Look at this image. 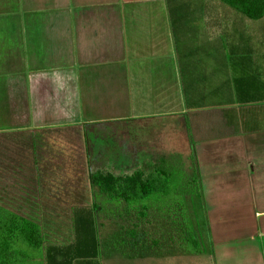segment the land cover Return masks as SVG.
Returning <instances> with one entry per match:
<instances>
[{
    "label": "crops",
    "instance_id": "crops-1",
    "mask_svg": "<svg viewBox=\"0 0 264 264\" xmlns=\"http://www.w3.org/2000/svg\"><path fill=\"white\" fill-rule=\"evenodd\" d=\"M173 7L168 0H0L3 179L46 180L44 149L65 150L57 194L39 192L35 183L0 191L5 207L32 218L42 229L39 257L22 264H103L100 238L96 254L91 239L75 235L76 214L83 205L72 199L70 183L78 180L69 167L79 163V149L83 153L91 134L96 132L93 140H100L99 133L116 132L122 125L131 141L125 155L131 164L147 160L143 145L153 139H138L133 131L158 130L162 146L191 155L213 243L212 224L225 225L215 212H243L245 228L251 227L248 249L258 245L252 257L264 264V130L255 129L251 116L252 124L239 132L237 121L248 123L243 121L251 115L248 111L234 120L214 109L221 104L206 105L227 93L223 83L212 86V30L208 41L188 40L192 34ZM245 51L251 53L245 48L241 53ZM236 81L239 105L264 102L260 81L253 79L247 86L242 78ZM138 145L140 153L135 152ZM210 198H222L221 204ZM57 211L62 220L49 222ZM232 240L225 243L234 249ZM85 242L92 254L81 258Z\"/></svg>",
    "mask_w": 264,
    "mask_h": 264
},
{
    "label": "rangeland",
    "instance_id": "rangeland-1",
    "mask_svg": "<svg viewBox=\"0 0 264 264\" xmlns=\"http://www.w3.org/2000/svg\"><path fill=\"white\" fill-rule=\"evenodd\" d=\"M168 4L170 10L173 4L175 14L180 16L181 24L191 32L192 35L188 40L196 39L204 42L203 39H205L208 41V30H212L213 36L210 42L214 48L212 86L215 89L219 83H223V88L227 93L226 96H222H225L223 100L206 101V105L221 104L222 106L214 107V109L232 114L234 120L242 119L239 115L248 111L251 115L243 117V121H248V123L237 121L239 132L252 124V118L257 121L255 129L264 130V102L239 105L236 101L237 94L234 91L237 85L236 79L242 78L244 84L255 79L260 81L258 84L262 86L259 85L258 89L261 88L260 92L264 94V16L260 19H249L240 11L219 0H168ZM171 14L176 16L173 11ZM206 29L207 37L203 36ZM198 37L200 39H197ZM243 48L249 49L251 53L247 51L241 53ZM225 86L228 87V90ZM237 88L238 86H236ZM249 88L253 92L254 87ZM186 121L189 119L186 118ZM102 130L105 129L102 128ZM115 130L116 132L113 133L102 131L99 133L100 140H93V137L98 135L96 132L91 134L92 140L85 142L83 153L79 149L77 155L79 163L69 167L73 168L70 174H75V179L78 180L70 183L69 188L74 190L75 195V198L72 199L75 201L78 199L84 208L90 210L88 207H91L93 202L102 201L100 197L98 199L94 197L98 190L96 186H91L89 181V172L97 169L110 171L114 174H130L141 168L147 174L161 163L162 158H165L174 168L178 166L183 172H181L182 175L195 176L196 164L192 156H187V153L178 155L177 149L171 148L172 146H162L158 130L154 133L140 134L133 131V135L138 139L140 137L153 139L143 145L148 148L142 150L145 154L147 152V160L135 159V164H131V160L125 156L128 150L127 143L131 144L127 134L124 133L127 131L123 125L118 126ZM140 146L142 145L137 146L135 152L140 153ZM44 152L46 154L44 163L47 165L42 167L43 170L47 168L50 178L46 176V180L37 181L38 191L57 194L61 189V168L66 167L62 166L59 160L60 158L62 161L65 160V150L63 151L61 148L44 149ZM9 187L23 189L22 185H17L14 181H10ZM76 191L79 195L75 193ZM202 197V195L196 196L195 194L185 198L188 218L197 237L200 238V243H202L203 252L200 254H190L185 249L186 228L176 208L155 207L150 209L145 217L137 215L135 211L125 212L123 210L124 201H120L119 210H108L109 204L102 211L99 210L100 207L95 211L91 208V224L94 230L98 227L99 233L96 235L102 240L104 257L101 256L99 261L103 260V264H258L259 261L252 255L259 251L260 247L255 245L251 251L248 249L252 243L246 236L251 232V227L247 225L248 228H245L247 223L243 221L245 213L215 212L214 215L225 225L216 227L215 224H212L213 228L210 226L216 232L217 241L213 243L206 206ZM51 198L54 199V197ZM60 198L65 200L67 197ZM221 199L210 198L218 205L221 204ZM212 206L215 208L217 205L213 204ZM62 217V214L57 211L55 216H52L53 220L51 219L49 222L61 221ZM230 238L235 242L234 249L225 243Z\"/></svg>",
    "mask_w": 264,
    "mask_h": 264
},
{
    "label": "trees",
    "instance_id": "trees-1",
    "mask_svg": "<svg viewBox=\"0 0 264 264\" xmlns=\"http://www.w3.org/2000/svg\"><path fill=\"white\" fill-rule=\"evenodd\" d=\"M228 6L240 11L249 19H260L264 16V0H219ZM161 163L147 174L138 168L130 174H114L110 171L97 169L89 172L91 186H96L94 197L99 198V203L93 202L91 207L81 208L76 214L75 235L78 238L91 239L92 253L98 252L99 238L98 227L94 230L91 222V208L100 211L106 205L108 210H119L120 201L125 202L124 211H135L137 215L145 217L148 211L155 207L176 208L180 213L186 228L185 249L190 254L203 252L200 238L187 215L186 196H201V182L197 174L192 177L181 174V169L174 168L165 158ZM9 168L12 167L8 165ZM11 170V168H10ZM196 170V169H195ZM183 173V172H182ZM23 188H32L38 182L26 180L14 181ZM10 180L3 179V171L0 168V191L7 190ZM10 190V189H9ZM18 189H16L17 191ZM104 196V197H101ZM203 198V197H202ZM1 201V197H0ZM43 235L40 225L30 217H27L14 209L5 207L0 202V264H22L27 259L39 257L42 247ZM102 242V240L100 239ZM89 242V241H88ZM86 243V242H85ZM85 244V252L81 258H88V246ZM213 250V249H212Z\"/></svg>",
    "mask_w": 264,
    "mask_h": 264
}]
</instances>
